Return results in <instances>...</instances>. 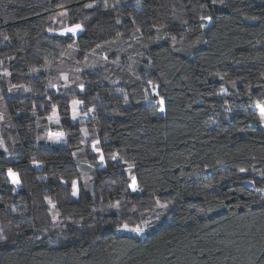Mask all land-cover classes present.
Listing matches in <instances>:
<instances>
[{
  "label": "trees",
  "instance_id": "16d2710c",
  "mask_svg": "<svg viewBox=\"0 0 264 264\" xmlns=\"http://www.w3.org/2000/svg\"><path fill=\"white\" fill-rule=\"evenodd\" d=\"M2 72L0 264H264V0H0Z\"/></svg>",
  "mask_w": 264,
  "mask_h": 264
},
{
  "label": "rangeland",
  "instance_id": "374dc122",
  "mask_svg": "<svg viewBox=\"0 0 264 264\" xmlns=\"http://www.w3.org/2000/svg\"><path fill=\"white\" fill-rule=\"evenodd\" d=\"M52 22L54 24H56V26L58 27L57 29H54L53 31L54 32H57V33H60V34H62L64 28H68V27L74 26V25H68L67 21L65 20V16H64V13L63 12H60L58 14V16L55 17V19L52 20ZM79 30H77V32ZM95 58H97V59H95ZM99 58L102 59V60H105L106 57H105V55H101L100 57H98V56L95 57V53L89 52V53H86L84 55V62L87 64L90 60L93 59V60L97 61ZM5 75H6V72L0 73V76H1L0 77V82H2L1 80H2V78ZM60 78L66 84L71 83L75 79V78H72V76L70 75V73H66V72L61 73L60 74ZM147 86H148V89H149V91H150L151 94H153V95H156L157 94V85L156 84H154L151 81H147ZM2 88H3V84L0 83V97L3 95ZM161 101H162V103H161ZM74 102H77V100H72L71 101V110H72V115L71 116H72V121L73 122L85 121V120H88L89 118H92V112L89 111V110H83L82 109V105L80 103L76 104L75 105V109H74V107H73ZM156 102L159 104V108H158L159 113H161V114L164 113V109H163V99L161 97H157L156 98ZM261 105H264V103H262V102H255L254 107L257 110L258 120H259L261 126L264 128V121H262L260 119V107L259 106H261ZM74 111H75V119H73ZM57 119H58V116H57V113H56V109L53 108L52 111H51V113L47 116V120L50 123L58 124L57 123ZM81 130L83 132V135L85 137H88L87 129L85 127H83ZM49 137H53V138L60 137V140H59V142H55L54 139H50ZM46 138H47V141L50 144H52V145H62V144H64L66 142V137H65L64 133L62 131H59V130H56V131H52V130L51 131H48ZM93 150L96 151V152L98 151V148H97L96 145H94ZM101 157H102V155H101ZM114 157H115V159H113V157H112L113 160H117L118 159V157H116V156H114ZM12 173H15V172L12 171ZM9 179L13 183V186L15 188H18L20 186V182L19 183H14L13 182L14 177L11 176L10 174H9ZM15 179L18 180L16 173H15ZM130 188H131V190H134V188L136 189V185H135V183L133 181L130 183ZM74 191L76 192V195H77V182L76 181H75V187L72 186V193ZM76 195H74V196H76ZM160 205H165V204L158 203L151 210H141V212H142V215H141V218H142L141 219V225L143 226L144 229L145 228H148V226L151 224V222H152L153 219L158 218L160 210H162L164 208V207H160ZM52 213H53V220L55 221L57 219L56 211L55 210H52ZM145 221H147L148 223L145 224L144 223Z\"/></svg>",
  "mask_w": 264,
  "mask_h": 264
},
{
  "label": "snow or ice",
  "instance_id": "6c2138e0",
  "mask_svg": "<svg viewBox=\"0 0 264 264\" xmlns=\"http://www.w3.org/2000/svg\"><path fill=\"white\" fill-rule=\"evenodd\" d=\"M213 2H215V0H213ZM87 7H92V5H87ZM206 19H210V17H207ZM79 29H81V25L77 24V25H74L72 27L64 28L62 34H69L70 33V34L74 35L77 32V30H79ZM49 31H53V30L49 29ZM78 103H80V102L79 101L74 102V105H73L74 109H75V105L78 104ZM161 103H162V101H161ZM259 107H260V119L262 121H264V105H261ZM73 119H75V111H74V114H73ZM58 122H59V120L57 119V123ZM49 138L50 139H54L55 142H59V140H60V137H56V138L49 137ZM0 146H2V143H0ZM101 159H103V157H101ZM113 159H115V157H113ZM242 171H244V170L242 169ZM9 174L14 177V179H13L14 183H19V181L15 179V173H12L11 169H9ZM133 180H135V178H133ZM73 186L75 187V181L73 182ZM134 190H135V188H134ZM256 191L264 192V189H256ZM73 195H76L75 191L73 192ZM49 203H51V200H49ZM166 206L167 205H160V207H166ZM144 223L147 224L148 222L145 221ZM123 227L125 229H128L129 226H128V224H124ZM131 230L134 231V232L140 233L144 229L141 228L140 226H137V227H135L134 229H131Z\"/></svg>",
  "mask_w": 264,
  "mask_h": 264
}]
</instances>
